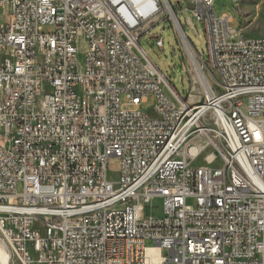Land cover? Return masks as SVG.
Returning <instances> with one entry per match:
<instances>
[{
	"label": "built area",
	"instance_id": "1",
	"mask_svg": "<svg viewBox=\"0 0 264 264\" xmlns=\"http://www.w3.org/2000/svg\"><path fill=\"white\" fill-rule=\"evenodd\" d=\"M179 1L206 60L168 0L145 15L129 0H0V242L12 264H264V35L230 28L214 0ZM161 3L213 77L185 100L138 43Z\"/></svg>",
	"mask_w": 264,
	"mask_h": 264
},
{
	"label": "rangeland",
	"instance_id": "2",
	"mask_svg": "<svg viewBox=\"0 0 264 264\" xmlns=\"http://www.w3.org/2000/svg\"><path fill=\"white\" fill-rule=\"evenodd\" d=\"M171 5V12L177 14L178 21L183 29L186 38L192 44L197 54L206 60L207 49L203 30L197 27L198 33L191 30L188 21L190 12L185 10V5L179 0H168ZM161 5V11L155 18L151 19L146 26V32H143L139 38V46L143 52L150 58L153 64L157 67L163 77L175 89L182 100L186 99L189 88L195 81V72L193 71L188 57L185 53L182 41L178 32L170 20L164 4ZM213 11L216 16L228 14L232 17V22L229 27L237 30L241 27L242 35L248 38H257L264 34V0H243L235 5L230 0H214ZM46 31V30H45ZM162 41V49H157V40ZM82 56L79 55V60ZM209 83L213 82L212 75L204 72ZM195 98L199 97V92H195ZM125 101H122V104ZM154 104V98L147 97V100L141 106L142 111H149ZM126 110L134 107L123 105ZM119 162L117 159H110L108 162V171L112 181L118 180L116 171L118 170ZM160 202L156 200L154 205L158 206ZM145 214L157 215V211L146 212ZM151 246L150 242L146 243ZM6 249V248H5ZM10 264H12L10 262Z\"/></svg>",
	"mask_w": 264,
	"mask_h": 264
},
{
	"label": "bare ground",
	"instance_id": "3",
	"mask_svg": "<svg viewBox=\"0 0 264 264\" xmlns=\"http://www.w3.org/2000/svg\"><path fill=\"white\" fill-rule=\"evenodd\" d=\"M131 5L133 6V8L135 10H137L139 13L141 14H148L151 10H152V5L150 4V0H129ZM243 0H234L233 3L235 5L241 3ZM179 35V33H178ZM264 35V34H263ZM184 50L187 54V56L189 57L188 60L190 62V65L193 69V71L195 72V80L197 82H200L201 84H205L207 81V78L201 74V72L199 71V68L196 66V64L193 62V60L191 59V55H192V51L190 49V46L187 42V40L185 38H183V36L179 35ZM0 264H10V256L8 254V252L6 251L4 245L0 242Z\"/></svg>",
	"mask_w": 264,
	"mask_h": 264
},
{
	"label": "water",
	"instance_id": "4",
	"mask_svg": "<svg viewBox=\"0 0 264 264\" xmlns=\"http://www.w3.org/2000/svg\"><path fill=\"white\" fill-rule=\"evenodd\" d=\"M173 21H174V20H173ZM174 23H175V22H174ZM176 26H177V29H178L179 35L183 36L180 27H179L177 24H176Z\"/></svg>",
	"mask_w": 264,
	"mask_h": 264
},
{
	"label": "crops",
	"instance_id": "5",
	"mask_svg": "<svg viewBox=\"0 0 264 264\" xmlns=\"http://www.w3.org/2000/svg\"><path fill=\"white\" fill-rule=\"evenodd\" d=\"M263 35V34H262Z\"/></svg>",
	"mask_w": 264,
	"mask_h": 264
}]
</instances>
